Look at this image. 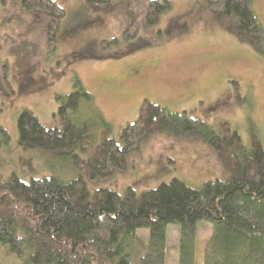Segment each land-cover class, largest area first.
<instances>
[{
	"label": "trees",
	"instance_id": "trees-1",
	"mask_svg": "<svg viewBox=\"0 0 264 264\" xmlns=\"http://www.w3.org/2000/svg\"><path fill=\"white\" fill-rule=\"evenodd\" d=\"M205 1L222 29L264 56V28L253 0ZM85 2L93 13L123 10L128 15L119 36L100 39L102 49L135 38L171 7L169 0ZM21 5L33 19L44 12L46 40L55 47L64 8L55 0H21ZM2 70L8 82L6 67ZM55 98L53 116L60 125L45 126L24 107L16 118V142L24 150L61 155L77 174L66 181L55 176L24 181L15 172L0 176V255L8 253L20 264H164L166 225L177 223L178 264H196L197 223L207 221L212 230L201 264H264V145L249 117L244 142L225 119L214 125L144 97L117 137L98 112L100 132L93 140L92 123L70 116L81 99H92L79 78L74 75L71 90ZM236 99L245 103L238 93ZM157 132L202 141L225 173L198 185L173 176L140 190L87 187L86 179L124 171L128 153ZM9 138L0 123V144ZM138 228H147L145 240Z\"/></svg>",
	"mask_w": 264,
	"mask_h": 264
},
{
	"label": "rangeland",
	"instance_id": "rangeland-1",
	"mask_svg": "<svg viewBox=\"0 0 264 264\" xmlns=\"http://www.w3.org/2000/svg\"><path fill=\"white\" fill-rule=\"evenodd\" d=\"M55 1L65 13L53 47L46 40L44 12L38 11L33 19L21 0H0V123L10 137L0 144V176L15 172L24 181L40 176L66 181L77 174L61 155L24 150L16 142V118L24 107L45 126L60 125L53 116L58 106L55 95L71 90L74 75L92 99H81L70 116L92 123L93 140L100 132L98 112L111 125L110 135L117 137L146 97L169 111L185 110L214 125L225 119L244 142L249 117L264 145V56L222 29L205 0H169L170 9L156 24L105 49L98 43L120 35L128 16L123 10L93 13L85 0ZM253 8L264 28V0H253ZM141 63L143 75L137 76L134 70ZM3 66L14 94L3 82ZM236 93L245 103L237 101ZM126 164L114 176L86 179L87 187L121 191L130 185L140 190L173 176L198 185L225 173L202 141L177 139L165 132L144 139L128 153ZM178 230L177 223L166 225L164 264H178ZM211 230L210 222L198 221L196 264L202 263ZM136 232L143 240L148 235L147 228ZM0 264L20 261L4 253Z\"/></svg>",
	"mask_w": 264,
	"mask_h": 264
},
{
	"label": "flooded vegetation",
	"instance_id": "flooded-vegetation-1",
	"mask_svg": "<svg viewBox=\"0 0 264 264\" xmlns=\"http://www.w3.org/2000/svg\"><path fill=\"white\" fill-rule=\"evenodd\" d=\"M142 64V63H141ZM141 64H138V69L137 70H134L135 71V73H136V75L137 76H142L143 75V73H142V70H143V64H142V67H141ZM5 73H6V71H5ZM3 71H2V79H3ZM7 81L8 82H4V80H3V82H4V84H5V86L9 89V91L11 92V94H14V89L11 87V85H10V80H9V78H7Z\"/></svg>",
	"mask_w": 264,
	"mask_h": 264
}]
</instances>
